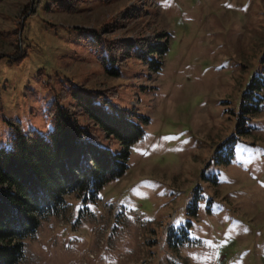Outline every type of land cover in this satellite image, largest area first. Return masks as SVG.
<instances>
[{"label":"rangeland","instance_id":"rangeland-1","mask_svg":"<svg viewBox=\"0 0 264 264\" xmlns=\"http://www.w3.org/2000/svg\"><path fill=\"white\" fill-rule=\"evenodd\" d=\"M135 38L168 48L138 56ZM263 54L264 0H0V146L15 121L48 133L73 85L144 129L126 172L94 202L66 195L17 264H264Z\"/></svg>","mask_w":264,"mask_h":264},{"label":"trees","instance_id":"trees-1","mask_svg":"<svg viewBox=\"0 0 264 264\" xmlns=\"http://www.w3.org/2000/svg\"><path fill=\"white\" fill-rule=\"evenodd\" d=\"M69 7L75 9L77 4ZM147 40L135 38L124 47H133L134 54L142 57L156 44L160 54L168 48V39ZM104 41L113 42L108 37ZM70 92L74 103L65 106L56 99L47 108L53 124L48 133L23 130L15 121L10 145L0 146V264L23 259L25 238L37 231L41 219L59 213L67 194L76 192L84 202H94L106 183L126 172L130 147L144 133L134 120L137 112L121 107L103 91L73 85ZM81 111L119 139L120 152L98 144L90 125L80 121ZM167 235L172 238V229Z\"/></svg>","mask_w":264,"mask_h":264}]
</instances>
